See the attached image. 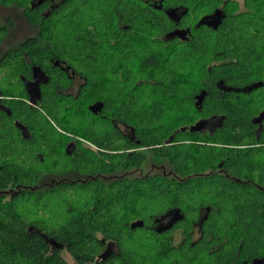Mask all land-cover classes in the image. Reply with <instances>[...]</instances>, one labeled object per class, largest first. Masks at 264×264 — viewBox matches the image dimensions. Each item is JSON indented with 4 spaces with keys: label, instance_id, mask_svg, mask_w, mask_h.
Listing matches in <instances>:
<instances>
[{
    "label": "trees",
    "instance_id": "1",
    "mask_svg": "<svg viewBox=\"0 0 264 264\" xmlns=\"http://www.w3.org/2000/svg\"><path fill=\"white\" fill-rule=\"evenodd\" d=\"M0 4V264H264V0Z\"/></svg>",
    "mask_w": 264,
    "mask_h": 264
},
{
    "label": "rangeland",
    "instance_id": "2",
    "mask_svg": "<svg viewBox=\"0 0 264 264\" xmlns=\"http://www.w3.org/2000/svg\"><path fill=\"white\" fill-rule=\"evenodd\" d=\"M0 22L7 23L9 25L7 33L1 43L0 51L14 46L24 37L33 34L36 31L34 26H31L27 23L23 13L21 12V9L15 4H10L7 6L0 4ZM75 87L76 83L73 84L71 89H75ZM212 124H210V126ZM62 254L67 259L69 264H78L70 257L67 252L63 251Z\"/></svg>",
    "mask_w": 264,
    "mask_h": 264
},
{
    "label": "flooded vegetation",
    "instance_id": "3",
    "mask_svg": "<svg viewBox=\"0 0 264 264\" xmlns=\"http://www.w3.org/2000/svg\"><path fill=\"white\" fill-rule=\"evenodd\" d=\"M222 13L219 8L215 9V12L207 16L202 17L201 22L209 25H215L218 22V19L221 17ZM172 34H175L179 37H185L186 32L184 29H175ZM76 79V78H75Z\"/></svg>",
    "mask_w": 264,
    "mask_h": 264
}]
</instances>
